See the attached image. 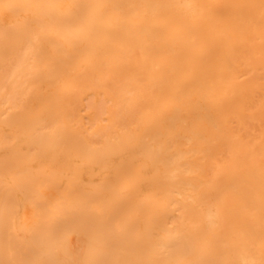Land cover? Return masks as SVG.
Listing matches in <instances>:
<instances>
[{
    "label": "bare ground",
    "instance_id": "obj_1",
    "mask_svg": "<svg viewBox=\"0 0 264 264\" xmlns=\"http://www.w3.org/2000/svg\"><path fill=\"white\" fill-rule=\"evenodd\" d=\"M0 264H264V0H0Z\"/></svg>",
    "mask_w": 264,
    "mask_h": 264
}]
</instances>
